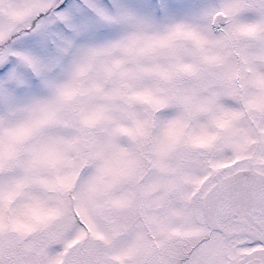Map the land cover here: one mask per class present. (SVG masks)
<instances>
[{
  "label": "snow or ice",
  "instance_id": "obj_1",
  "mask_svg": "<svg viewBox=\"0 0 264 264\" xmlns=\"http://www.w3.org/2000/svg\"><path fill=\"white\" fill-rule=\"evenodd\" d=\"M0 264H264V0H0Z\"/></svg>",
  "mask_w": 264,
  "mask_h": 264
}]
</instances>
